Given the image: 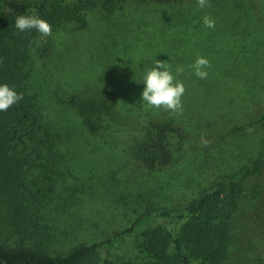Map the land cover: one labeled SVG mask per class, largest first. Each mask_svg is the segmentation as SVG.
Here are the masks:
<instances>
[{"label":"rangeland","instance_id":"rangeland-1","mask_svg":"<svg viewBox=\"0 0 264 264\" xmlns=\"http://www.w3.org/2000/svg\"><path fill=\"white\" fill-rule=\"evenodd\" d=\"M209 2L212 7L204 9L196 0H148L109 15L86 11L84 27L66 24L31 49L29 93L61 134L64 172L55 177L45 214L49 254L101 242L134 223L133 240L110 254L117 259L137 245L143 228L135 224L139 215L150 211L152 225L174 227L157 214H186L187 205L221 178L256 162L264 143V0ZM205 14L215 28L204 26ZM197 56L210 61L207 79L189 67ZM155 59L170 63L174 74L184 66L177 77L186 88L182 116L141 101L144 85L137 80ZM87 98L105 106L93 133L82 123ZM150 122L170 123L178 131L163 137L172 153L166 162L156 159L154 168L133 153ZM245 186L230 226V264H252L256 249L245 240L252 237L248 231L257 234L264 250V168ZM5 216L0 197V245H19ZM106 252H100L101 259L108 258Z\"/></svg>","mask_w":264,"mask_h":264},{"label":"trees","instance_id":"trees-1","mask_svg":"<svg viewBox=\"0 0 264 264\" xmlns=\"http://www.w3.org/2000/svg\"><path fill=\"white\" fill-rule=\"evenodd\" d=\"M148 0H3L0 2V84H8L23 99L0 112V197L5 205L8 229L20 237V244L0 245V264H230V226L249 178L264 168V143L254 165H246L235 173L221 178L214 189L191 201L186 214L162 212L156 217L164 223L152 225L154 215L147 211L136 218L143 228L137 245L127 254L110 257L126 239L134 238V223L130 228L115 232L101 242L80 244L67 253L51 255L45 249V237H50L47 206L54 196L53 182L63 175L60 154L61 134L51 127L45 115L29 93L27 69L30 52L37 45L39 34L19 32L14 26L20 14L36 13L45 19L52 30L66 24L84 27V13L99 11L111 14L128 4ZM178 2L181 0H164ZM32 95V96H31ZM105 106L87 98L81 104L85 116L83 125L90 132L99 128ZM107 108L106 111H110ZM178 133L170 123L150 122L133 148L135 157L154 168L156 159L167 161L172 152L163 144V137ZM132 151V150H131ZM39 170V173L37 172ZM35 172L37 174H35ZM168 220V221H167ZM246 242L256 249L250 254L252 264H264L263 245L255 232ZM34 240L31 246L24 240ZM264 242V241H263ZM107 250L108 258L100 252ZM263 253V254H262Z\"/></svg>","mask_w":264,"mask_h":264},{"label":"clouds","instance_id":"clouds-1","mask_svg":"<svg viewBox=\"0 0 264 264\" xmlns=\"http://www.w3.org/2000/svg\"><path fill=\"white\" fill-rule=\"evenodd\" d=\"M199 9L211 8L209 0H196ZM202 22L206 28H215V20L205 14ZM14 26L19 32H30L35 30L39 34L34 43L39 46L42 42L53 35L52 26L41 18L35 9L31 14H20L14 20ZM194 75L199 79H207L210 61L203 56H197L194 63L189 65ZM184 66H177L175 74L172 65L167 61L154 60V66L145 69L141 79L144 87L141 92V101L153 110H162L176 116L183 115L182 97L186 91L184 83L177 77L184 73ZM23 99L22 93H17L8 84H0V112L7 111L11 106ZM201 143L207 145L208 141L201 138Z\"/></svg>","mask_w":264,"mask_h":264}]
</instances>
